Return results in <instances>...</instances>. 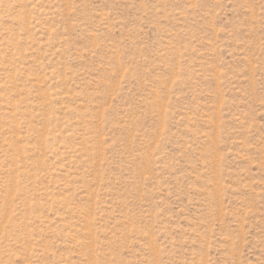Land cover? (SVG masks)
<instances>
[{
    "label": "rangeland",
    "instance_id": "1",
    "mask_svg": "<svg viewBox=\"0 0 264 264\" xmlns=\"http://www.w3.org/2000/svg\"><path fill=\"white\" fill-rule=\"evenodd\" d=\"M0 264H264V0H0Z\"/></svg>",
    "mask_w": 264,
    "mask_h": 264
}]
</instances>
